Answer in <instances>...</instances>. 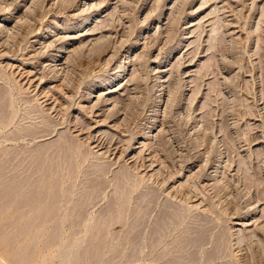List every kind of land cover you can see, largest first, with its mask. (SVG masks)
Instances as JSON below:
<instances>
[{
    "label": "rangeland",
    "instance_id": "obj_1",
    "mask_svg": "<svg viewBox=\"0 0 264 264\" xmlns=\"http://www.w3.org/2000/svg\"><path fill=\"white\" fill-rule=\"evenodd\" d=\"M0 87L11 92L9 105L4 100L8 118L0 113L7 118L0 119V193L12 180L22 184L37 155L50 150L51 157L52 143L61 139L89 157H83L85 172L106 169L111 188L103 193L116 190L112 181L121 171L137 180L138 193L132 184L126 187L132 196H118L128 214L112 218V247L98 264H192L193 254V264H220L225 257L233 264H264V0H0ZM83 169L75 175L80 181L65 176L67 188L83 183L74 188L78 193L69 188L75 208L71 203L63 210L72 214L59 215L70 213L68 224L84 205L90 173L80 178ZM107 194L104 202L101 197L83 206L87 218L83 209L80 220L64 224L66 240L101 226V212L116 193ZM165 205L188 214L187 233L154 237L152 223ZM26 216L20 225L16 215L0 214V228L8 226L0 236H9L0 241V264H70L62 247L46 248V234L34 247V260L19 256L34 236L21 233L32 220ZM140 217L146 219L142 231L152 224L142 238ZM75 221L84 222L79 227ZM200 226L210 228V239L227 235L229 258L208 262L214 247H179L185 234L194 240ZM161 238L162 246L152 245Z\"/></svg>",
    "mask_w": 264,
    "mask_h": 264
},
{
    "label": "bare ground",
    "instance_id": "obj_2",
    "mask_svg": "<svg viewBox=\"0 0 264 264\" xmlns=\"http://www.w3.org/2000/svg\"><path fill=\"white\" fill-rule=\"evenodd\" d=\"M88 21V20H87ZM2 85V84H1ZM6 86V85H5ZM3 87V86H2ZM3 88H6V87H3ZM3 90V89H2ZM2 90H1V87H0V113H2V111L4 112L5 111V108H7V109H9L8 107H7V104L8 103H10V101L8 102V99H9V97H8V99H7V92L10 94L11 92L8 90H6V91H4L5 92V95H4V92H2ZM11 90V89H10ZM4 96H6L5 98H4ZM7 100V104L5 103V101ZM5 100V101H4ZM6 104V105H4V103ZM9 105V104H8ZM6 106V107H5ZM5 107V108H4ZM9 111V110H8ZM10 112V111H9ZM4 113H8L7 111H5ZM3 114V113H2ZM5 115V114H4ZM4 115H0L1 116V118L0 119H3V116ZM9 115V113L6 115V116H4V117H7ZM11 116V115H10ZM8 118V117H7ZM7 118H4V119H7ZM4 119H3V121H4ZM10 121V120H9ZM4 126V125H3ZM6 126V125H5ZM47 130V129H46ZM51 130V129H50ZM59 135V134H58ZM51 136V135H50ZM57 138V137H56ZM63 138V137H62ZM67 138V137H66ZM65 140V139H64ZM63 140V141H64ZM69 141V140H68ZM62 142V139H61V141L60 142H58V140H56V143L55 144H53L52 143V145H51V148H53V150L51 149V151H54L53 152V155H51V157H49V155L47 156V154H48V152L50 151H48L47 153H41V154H39V155H37V157H36V159H35V162H34V168L33 169H31V168H29V169H27L28 170V172L30 171L31 172V170L33 171V172H31V174H27V176L26 177H28V178H24V179H26L25 181L23 180L22 182V184L20 183V184H18L17 182L15 183L14 182V180H12L11 182H10V184H6V186H5V188L6 189H2V192L0 193V214L1 213H7V214H10L11 215V217H12V215H16L17 217H16V219H15V221L17 222V218H18V220L20 219V221H18L19 222V224L21 225L22 224V218L24 217V216H30L31 218H32V220H30V222H28L27 224H23L22 225V232L21 233H23L24 231H28L27 232V234H28V236H29V233H31L32 231L34 232L33 234H34V236H32L31 235V237H30V239H29V244L26 246V248H24L23 249V253H22V255H19L20 257H22L24 260L25 259H27V260H30V258H32V260H34L33 259V257L34 256H32L31 254H35V252L34 251H36L37 250V248H36V250L34 249V247H36V245H37V243H38V240H39V238H40V236H41V238H42V235H44V234H46V238H47V236H48V238H47V245H46V243H44L45 245H46V248H50V246L51 247H62L63 248V252H61L62 253V259L64 260V261H66V263L67 262H70V264H72L71 262H73V264H98V262H99V260H100V258H101V256L102 255H104L103 253L110 247L109 245H111V244H109V238H110V236L109 235H112V233H110L112 230H110L109 229V226H111L112 224V218H114L115 216H117V218H119V216H120V214L122 215H124V211L123 210H125V211H127V208H126V206H125V202L123 201V203H124V208L122 207V205L121 206H119L120 204H121V202H120V200L121 199H126L125 197H126V187L128 186L129 188L131 187V186H135V187H131V190H135V191H137L138 190V188L139 187H137L135 184H133V182L135 181L134 179H135V177H134V181L131 179V182L129 181L130 180V178H129V180H127L126 179V177H128V176H130V174L128 175V176H126L125 175V172L124 171H121V172H119L118 174H116V176H115V178H113V179H115L114 181H112V183H114L115 182V184H114V186L112 187L113 188V190H115V191H113V192H111V189H110V194H107L106 193V191H108V189H109V187L110 186H108L111 182V180L110 179H107V177L105 178V176H104V174H105V171L104 170H106V169H104V168H99L98 170H94L95 168L97 169V167L98 166H95V165H93V166H95V168L94 167H91L92 168V171H91V168L89 169V171H91V172H89L88 170V173H90V175H87L88 173L87 172H85V170H86V168H87V166H86V168L83 166V165H85L86 163V161H85V158H89V157H87L86 155H79L80 153L79 152H75L74 151V147L73 146H76V144H74V145H72V143L70 144H68V145H66V144H64V143H61ZM73 142V141H72ZM75 143V142H74ZM77 143V142H76ZM49 145V146H50ZM46 147V146H45ZM78 147H80V145H78ZM44 148V147H43ZM50 148V147H49ZM82 147H80V150H82V152H83V148L81 149ZM45 149V148H44ZM43 149V150H44ZM42 150V151H43ZM47 150H48V147H47ZM46 150V151H47ZM78 150V149H77ZM76 150V151H77ZM88 150V149H87ZM86 150V151H87ZM45 151V150H44ZM45 151V152H46ZM40 152V151H39ZM81 152V154H83ZM50 154H51V152H49ZM88 153V152H87ZM37 154V153H36ZM85 154V153H84ZM89 154V153H88ZM90 155V154H89ZM88 155V156H89ZM53 156V157H52ZM81 156H82V158H81ZM84 156H86L85 158H83ZM88 162L87 163H89L90 161L89 160H87ZM29 162H30V160H29ZM90 164V163H89ZM92 164V163H91ZM103 164V163H102ZM103 165H101V167H102ZM29 167H31V164H30V166ZM85 168V170L83 169V168ZM2 168V167H1ZM84 170L83 172H85V174H84V176H82V177H80V178H85V175H87V176H89L90 178H88V179H90V181L89 180H86L85 179V181H88L87 182V184H85V185H87L86 186V194H84L85 192V190H80V192L81 193H83L84 195H86V197L85 198H83L84 200H81L80 201V199L82 198H80V196L78 197V198H80L78 201H80V202H82L84 205H87L88 203L87 202H89V200H91L90 201V203L91 202H95V200L94 199H96V201L99 199V198H101L102 196H104L105 197V195L107 194V195H109V197H110V195H112L111 193H116V194H114V195H112V198L115 196V198L117 199L118 198V196H119V198H120V200H119V198L117 199V200H119V201H117L115 198H113L112 199V201L109 203V205L107 206L106 204V209L104 210V212H101L102 213V215H103V218H104V220L105 221H103L102 222V224H101V226H99L97 229L95 228V230L93 231V232H89V234H86L85 236H83L81 239H78V240H71V239H67L66 240V233H65V223H67L68 221H66V218H67V216H68V214H70L72 211H70V213H68L67 214V216H66V212H69V211H67L66 209H64L66 212L64 213V214H62L61 216V218H60V213H61V211L63 210V208L65 207V208H70V204L72 203V199L74 198V197H76V196H73V194H71L70 193V189H71V191H75V192H77L78 193V191L76 190V189H78V188H80V184L82 185L83 183H80L79 184V186H77V188L74 186V188H76V189H72V188H70L71 186H72V184H74V183H72L71 184V186H69V188H67V185L68 184H66V183H68L69 181H70V179H68V177H70L71 178V180L74 182V181H76V180H79L77 177L81 174V170L82 169ZM4 169H6V168H4ZM3 169V170H4ZM31 169V170H30ZM66 170H67V175H64L65 174V172H66ZM94 170V171H93ZM110 170V169H109ZM125 170H127V169H125ZM1 172V171H0ZM29 172V173H30ZM107 172H108V170H107ZM127 172V171H126ZM6 173V172H5ZM26 173V172H25ZM87 173V174H86ZM112 173V172H111ZM77 177H76V176ZM82 175H83V173H82ZM106 175H107V173H106ZM1 176V175H0ZM8 176V175H7ZM65 176H68L67 177V179H66V177ZM76 178H75V177ZM81 176V175H80ZM16 177V176H15ZM72 177H74L75 178V180H74V178H72ZM130 177H132V176H130ZM4 178V177H3ZM9 178V177H8ZM83 178V179H84ZM87 178V177H86ZM109 178V177H108ZM111 178V177H110ZM12 179V178H11ZM10 179V180H11ZM67 180H69V181H67ZM127 180V181H126ZM80 181V180H79ZM83 181V180H82ZM4 182V181H3ZM77 182V181H76ZM75 182V183H76ZM110 182V183H109ZM127 182H129L130 184H128L127 185ZM137 182V180L135 181V183ZM76 184H78V183H76ZM133 184V185H132ZM137 184V183H136ZM23 185H24V187L25 186H29V187H31V188H29L28 190H27V192H25L24 193V191L22 190L23 189ZM84 185V186H85ZM261 185V184H260ZM83 186V185H82ZM107 187L108 186V189H106L105 190V193H103L104 191H102L103 190V188L104 187ZM140 186V185H139ZM105 187V188H106ZM114 187H116V188H114ZM137 187V189H134V188H136ZM85 187H83V189H84ZM111 188V187H110ZM141 188V187H140ZM81 189H82V187H81ZM130 189H128V191H130L129 193H128V191H127V193L129 194V196H132L133 195V193L135 192H133V191H131ZM22 191H23V193H22ZM79 192V194H81ZM109 192V191H108ZM151 192V191H150ZM67 193H69L70 195H68ZM77 193H75L74 195H77ZM117 193H119L118 195H117ZM131 193H132V195H131ZM137 193H138V191H137ZM137 193H135V194H137ZM145 193H147V192H145ZM153 195L155 194V193H153V192H151ZM116 195H117V197H116ZM125 195V196H124ZM149 196H151V194H148ZM147 195V196H148ZM152 195V196H153ZM124 196V197H123ZM136 197H137V195H135ZM135 196H134V198H135ZM147 196L145 197V195L143 196V198H145L144 200H146V201H148L146 198H147ZM148 196V197H149ZM158 195L156 194V197H157ZM261 196V195H260ZM19 197V199H17ZM71 197H73V198H71ZM84 197V196H83ZM107 197V196H106ZM109 197H108V199H109ZM154 197V196H153ZM98 198V199H97ZM128 198V197H127ZM130 198H132V197H129L128 198V200H131ZM140 198V197H139ZM143 198H140V200L141 199H143ZM5 200V202H1L2 200ZM75 199V198H74ZM76 199H77V197H76ZM75 199V200H76ZM101 199H103V197L101 198ZM105 199H107V198H105ZM105 199H103L102 201L104 202V200ZM149 199V198H148ZM153 200V198L152 197H150V200ZM93 200V201H92ZM138 200V198L136 199V201ZM77 201V202H78ZM132 201V200H131ZM130 201V202H131ZM73 202H74V200H73ZM109 202V201H108ZM119 202H120V204H119ZM130 202L128 203L129 204V206H130ZM141 202V201H140ZM140 202H139V204H140ZM142 202H144L145 203V201H142ZM157 202H158V200H157ZM75 203L76 202H74V203H72L73 205L72 206H74L73 208H75ZM82 203H80L81 205L78 207V209H74L75 211L76 210H79V208L83 205ZM86 203V204H85ZM95 203H98V202H95ZM122 203V204H123ZM126 203H127V200H126ZM136 203V202H135ZM134 203V204H135ZM172 203V202H171ZM154 204V203H153ZM163 204V203H162ZM173 204V203H172ZM172 204H170V206H172ZM77 206L79 205V202H78V204H76ZM83 205V206H84ZM90 205V204H89ZM141 205V204H140ZM139 205V206H140ZM157 206V204H154V207L156 208V206ZM71 206V207H72ZM76 206V207H77ZM82 206V209H80V210H83L84 212H86V209L84 208ZM88 206V205H87ZM86 206V207H87ZM132 206H133V204H132ZM132 206H131V208H132ZM150 206V205H149ZM148 206V207H149ZM153 206V205H152ZM151 206V210L150 211H152L153 209V207ZM162 206H164V205H162ZM161 205L159 206V207H162ZM96 207V206H95ZM165 207H166V205H165ZM173 207V206H172ZM180 207V206H179ZM72 208V209H73ZM104 208V207H103ZM154 208V209H155ZM157 208H158V206H157ZM182 208V207H181ZM71 209V208H70ZM87 209H88V207H87ZM146 209V208H145ZM149 209V208H148ZM147 209V210H148ZM159 209V208H158ZM161 209V208H160ZM164 209V208H163ZM178 209H180V208H178ZM178 209H176V210H178ZM184 209V208H183ZM63 210V211H64ZM80 210L78 211V212H80ZM92 210V209H91ZM146 210V211H147ZM175 210V209H174ZM62 211V212H63ZM75 211H73V212H75ZM129 211H131V209L129 210ZM145 210H143L142 212H144ZM149 211V210H148ZM186 211V210H185ZM78 212H75V213H73V215H75L76 214V217L78 216L77 215V213ZM88 212V211H87ZM87 212H86V214H87ZM128 212V211H127ZM126 212V213H127ZM158 212V211H157ZM187 212V211H186ZM125 213V214H126ZM145 213V212H144ZM148 214L150 213V212H147ZM147 213H145V216L144 217H148L147 216ZM154 213V212H153ZM183 213H185V212H183ZM182 213V211H181V213H180V210H179V212L178 211H171L168 207H166L164 210H160V212L158 213V216H157V219H156V222H153L152 224H155L154 225V227H153V231H152V233H154V234H156V236H154L155 238L158 236L157 234H159V233H167V236H169L170 237V235L171 236H175V238H176V236H178L179 234H183V231H184V228L186 227V224H187V220H188V218H187V216H186V214L187 213H185V214H183ZM72 214V213H71ZM70 214V215H71ZM83 214V212L81 211V213H80V215H82ZM128 214V213H127ZM140 214H143V213H139V216H140ZM3 215V214H2ZM69 215V216H70ZM72 215V216H73ZM99 215V214H98ZM144 215V214H143ZM142 215V216H143ZM153 215V214H152ZM157 215V214H156ZM188 215V214H187ZM5 216V215H4ZM26 216V217H27ZM68 216V217H69ZM83 216V215H82ZM87 216H88V214L87 215H85V218H87ZM101 216V215H100ZM124 216H126V215H124ZM186 216V217H185ZM57 217H58V219H57ZM76 217H75V219H74V217L72 218V217H70V218H72V220L74 219V220H77L76 219ZM79 217V220H80V216H78ZM108 217V218H107ZM144 217H140L138 220V223L140 224L139 226H141L142 224H143V222L144 221H146V219L144 218ZM156 217V216H155ZM8 218V217H7ZM14 216L12 217V219L14 220ZM25 218V217H24ZM24 218H23V222H24ZM28 218V217H27ZM26 218V219H27ZM83 218V220H84V217H82ZM82 218H81V220H82ZM103 218H100V219H102L103 220ZM125 218V217H124ZM138 218V217H137ZM141 218H144V219H141ZM148 218H150V217H148ZM148 218H147V221H148ZM189 218H191V217H189ZM135 219V218H134ZM13 220H11V218H10V221H13ZM68 220V219H67ZM70 221L69 220V222L71 223V222H73V221ZM90 220V219H89ZM99 220V219H98ZM137 219H135V221H136ZM144 220V221H143ZM154 220H155V218H154ZM66 221V222H65ZM78 221V220H77ZM77 221H75L77 224H78V222ZM115 221V220H114ZM121 222L122 221V219L121 220H118V222ZM134 221V220H133ZM134 221V222H135ZM207 221H209V220H207ZM17 222V223H18ZM26 222V221H25ZM24 222V223H25ZM82 222H84V221H82ZM81 221L79 222V224H78V226L82 223ZM99 222H100V220H99ZM115 222H117V221H115ZM114 222V223H115ZM133 222V223H134ZM201 222H203V220L201 221ZM69 223V224H70ZM75 223V224H76ZM113 223V224H114ZM125 223V222H124ZM137 222H135V224H136ZM151 223V222H150ZM148 224L147 225V229L149 228V227H152V224ZM200 223V222H199ZM203 223H205V222H203ZM212 223V221L210 222V224ZM12 224V223H11ZM14 224H16V223H14ZM68 224V223H67ZM68 224V225H69ZM93 224V223H92ZM91 224V225H92ZM109 224H111V225H109ZM144 224H146V223H144ZM190 224V223H189ZM209 224V223H208ZM212 224H214V223H212ZM82 225H83V223H82ZM81 225V226H82ZM91 225L89 224V227H91ZM94 225V224H93ZM92 225V226H93ZM133 225V224H132ZM137 225V227H138V224H136ZM135 225V226H136ZM151 225V226H150ZM201 225V224H200ZM216 225V224H215ZM214 225V226H215ZM74 226H76V225H74ZM113 226V225H112ZM111 226V227H112ZM125 226V225H124ZM131 226V225H130ZM130 226H127L128 228H130V229H132L133 227H134V225H133V227L131 228ZM144 226H146V225H144ZM149 226V227H148ZM189 226V225H188ZM190 226H192V225H190ZM190 226H189V230H190ZM213 226V225H212ZM213 226V227H214ZM2 228H0V232H2L4 229H6L7 227H5L4 228V225L3 226H1ZM20 227H18V228H20ZM69 227H71V225L69 226ZM80 227V226H79ZM79 227H77V228H79ZM88 226H87V228L86 229H88L89 228ZM196 227H197V225H196ZM195 226H193V230H192V228H191V230L192 231H194L195 229L194 228H196ZM201 227V226H200ZM203 227H205V226H203ZM207 227V226H206ZM210 227V226H209ZM212 227V229H211V232H212V230L214 229ZM16 228H17V226H16ZM20 228V229H21ZM75 228V227H74ZM73 228V229H74ZM76 228V229H77ZM127 228V229H128ZM136 228V227H135ZM133 229L132 230V232L134 231H138V230H136V229ZM141 228V230L140 231H142V226L141 227H139V229ZM145 228V227H144ZM146 228H145V230L144 231H142V232H139L138 231V233H143L142 234V236L140 237V238H142L143 237V235H147V230H146ZM197 228H199V227H197ZM1 229H2V231H1ZM19 229V230H20ZM71 229V228H70ZM75 229V230H76ZM126 229V232L125 233H127V230ZM129 229V230H130ZM152 229V228H151ZM150 228H149V231L151 230ZM201 229L202 230H200V229H198L199 230V232L197 233V237H195V239L194 240H192L191 238H189L187 235L188 234H185V233H187V232H185V231H187V228L185 229V237L187 238H184L185 240H183V242H182V244H181V246H179V247H183V248H187V247H199L200 249H202V247L204 248V247H214V250L212 249V251H211V253H210V250H208V252L210 253H207V254H209V259H208V262L210 261V259L211 260H217L218 258H220L221 256L223 257V256H227L228 254L227 253H229V252H227V250H226V247H228V245H226V236L227 235H225V234H223V232H221L220 233V235L218 234V237L215 239V240H213V239H210V237H209V230H210V228L209 229H204V228H202L201 227ZM216 229V228H215ZM7 230V229H6ZM67 231H70V230H68V229H66ZM72 230V229H71ZM74 230V231H75ZM78 230V229H77ZM79 230H81V229H79ZM78 230V231H79ZM109 230H110V232H109ZM190 230V231H191ZM73 231V232H74ZM147 233H146V232ZM197 231V230H196ZM6 231H4V233H5ZM75 232H77V231H75ZM144 232L146 233V234H144ZM151 232V231H150ZM214 232V231H213ZM3 233V232H2ZM71 233H72V231H71ZM136 233V234H135ZM134 234L135 235H137V237L139 236V235H141V234H139L138 235V233L137 232H135ZM170 235H169V234ZM188 233H189V231H188ZM227 233V232H226ZM6 234V233H5ZM19 234H20V232H19ZM25 234H26V232H25ZM128 234V233H127ZM132 234V233H131ZM149 234V233H148ZM192 234V233H191ZM228 234V233H227ZM261 234V233H260ZM2 236H3V234H1ZM193 236V238H194V236H195V232H194V234H192ZM263 235V234H262ZM0 236V241H3V239H4V237H7L8 235H5V236ZM22 236V235H21ZM20 236V237H21ZM24 236V235H23ZM26 236V235H25ZM27 236V237H28ZM82 236V235H81ZM132 236H133V234H132ZM164 236H166V235H164ZM163 236V237H164ZM166 236V239L168 238ZM173 236V237H174ZM183 236L184 235H180L179 237H182L183 238ZM1 237H2V239H1ZM9 237V236H8ZM11 237V236H10ZM14 237V236H13ZM20 237H18V239L20 238ZM129 237V236H128ZM127 237V238H128ZM136 237V236H135ZM134 237V238H135ZM150 237H151V235H150ZM12 238V237H11ZM26 238V237H25ZM80 238V237H79ZM133 238V237H132ZM139 237H138V239H140ZM154 238V239H155ZM181 238V239H182ZM213 238V237H212ZM228 238V237H227ZM8 239V238H7ZM17 238H16V240H18ZM21 239H23V238H21ZM112 239V238H111ZM136 239V238H135ZM137 239V240H138ZM165 238H161V239H159V241L157 240V243L156 244H152L153 246H162L163 244H162V242L164 243V240ZM189 239H191V240H189ZM11 240V239H10ZM9 240V241H10ZM23 240H27V238L26 239H23ZM134 240V239H133ZM257 240V239H256ZM5 243H6V240L4 241ZM13 242V241H12ZM15 242V241H14ZM16 242H18V243H20V241H16ZM22 242V241H21ZM25 241H23V243H24ZM259 242V241H258ZM1 243V242H0ZM3 243V242H2ZM1 243V244H2ZM4 243V244H5ZM8 243V242H7ZM11 243V242H10ZM0 244V245H1ZM3 244V245H4ZM16 244V243H15ZM15 244H13L12 243V245H15ZM27 244V243H26ZM228 244V243H227ZM20 245V244H19ZM39 245V244H38ZM37 245V246H38ZM23 246V245H22ZM86 247L84 250H81L80 251V248L79 247ZM155 246V247H156ZM178 246V245H177ZM12 247V246H11ZM24 247V246H23ZM45 247V246H44ZM64 247H68L67 249H65ZM111 247H112V245H111ZM224 247H225V249H224ZM230 247V246H229ZM258 247H262V246H258ZM182 248V249H183ZM185 248V249H186ZM198 248V249H199ZM200 249H199V251H200ZM263 249V248H262ZM195 250V249H194ZM194 250H191V251H193L194 252ZM196 250H197V248H196ZM195 250V252H197ZM225 250H226V252L227 253H225ZM38 251V250H37ZM201 251H204V250H201ZM200 251V252H201ZM187 252H190V250L189 251H187ZM192 252V253H193ZM199 252V253H200ZM262 252H264V251H262ZM20 253V254H21ZM198 253V254H199ZM261 253V252H260ZM36 254H37V252H36ZM188 254V253H187ZM197 254V255H198ZM201 254V253H200ZM204 254H206V252L204 251ZM206 254V255H207ZM224 254H227V255H224ZM230 254V253H229ZM262 254V253H261ZM196 254H193V256L191 257V253H190V257L193 259H191V261H193V263H195L194 262V260H196L195 258H196V256H195ZM206 255H205V257H206ZM264 255V254H263ZM17 256V255H16ZM15 256V257H16ZM19 256L17 257V258H19ZM32 256V257H31ZM36 256V255H35ZM195 256V257H194ZM12 256H10V258H11ZM14 257V256H13ZM15 257H14V259H15ZM199 257H200V255H199ZM221 257V258H222ZM228 258H229V256H227ZM17 258L15 259V260H17ZM21 258V259H22ZM226 258V257H225ZM225 258H222L221 260H222V263H220V264H233V263H228V262H231V261H227V259H225ZM13 259V258H12ZM21 259H19V262H21L20 260ZM23 259H22V262H23ZM203 259H205L204 258V255H203ZM202 259V260H203ZM199 260V259H198ZM200 260H201V258H200ZM219 261H220V259H218ZM216 261V262H218V264H219V261ZM224 260H226L224 263H223V261ZM207 261V260H206ZM205 261V262H206ZM16 262V261H15ZM17 262H18V260H17ZM21 262V263H22ZM201 262V261H200ZM214 262V261H213ZM213 262H211V263H213ZM215 262V263H216ZM192 263V264H193ZM199 263V262H198ZM214 263V264H215ZM24 264H26V262L24 263ZM29 264V263H28ZM67 264H69V263H67ZM191 264V263H190ZM208 264V263H207ZM210 264V263H209ZM217 264V263H216ZM235 264V263H234Z\"/></svg>",
    "mask_w": 264,
    "mask_h": 264
}]
</instances>
